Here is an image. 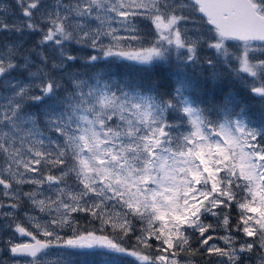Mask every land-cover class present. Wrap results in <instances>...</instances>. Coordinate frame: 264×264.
<instances>
[{"label":"snow or ice","instance_id":"6c2138e0","mask_svg":"<svg viewBox=\"0 0 264 264\" xmlns=\"http://www.w3.org/2000/svg\"><path fill=\"white\" fill-rule=\"evenodd\" d=\"M235 86L264 106V0H0V264H264Z\"/></svg>","mask_w":264,"mask_h":264},{"label":"trees","instance_id":"16d2710c","mask_svg":"<svg viewBox=\"0 0 264 264\" xmlns=\"http://www.w3.org/2000/svg\"><path fill=\"white\" fill-rule=\"evenodd\" d=\"M121 73H127L129 78L144 82L146 84L157 83L163 84L166 88L171 87L173 83H175L174 78V67H170L168 65H163L158 67L155 70H152L147 73H141L136 71H130L127 69H121ZM190 77L193 80V87L190 88L189 94L191 98L197 100V102L203 100L206 101L210 98V93L205 90V87L202 83L197 82L196 78L192 76L191 70ZM227 87V86H225ZM218 91V89H217ZM233 95L237 97L240 104L242 106H246L249 110L250 115L253 119H258L262 110H264V106L259 103L258 98L251 99L245 93L244 89L240 88L239 86H235L231 88Z\"/></svg>","mask_w":264,"mask_h":264},{"label":"rangeland","instance_id":"374dc122","mask_svg":"<svg viewBox=\"0 0 264 264\" xmlns=\"http://www.w3.org/2000/svg\"><path fill=\"white\" fill-rule=\"evenodd\" d=\"M173 74H174V78H175V82H176V80H177V72H176V69L174 68V72H173ZM188 75H189V77H190V72H188L187 73ZM190 91V90H189Z\"/></svg>","mask_w":264,"mask_h":264}]
</instances>
